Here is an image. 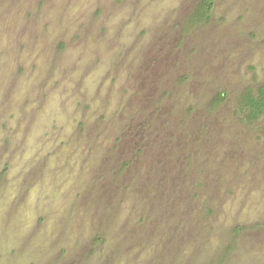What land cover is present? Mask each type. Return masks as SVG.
<instances>
[{
    "label": "rangeland",
    "instance_id": "374dc122",
    "mask_svg": "<svg viewBox=\"0 0 264 264\" xmlns=\"http://www.w3.org/2000/svg\"><path fill=\"white\" fill-rule=\"evenodd\" d=\"M262 85L264 0H0V264H264Z\"/></svg>",
    "mask_w": 264,
    "mask_h": 264
},
{
    "label": "trees",
    "instance_id": "16d2710c",
    "mask_svg": "<svg viewBox=\"0 0 264 264\" xmlns=\"http://www.w3.org/2000/svg\"><path fill=\"white\" fill-rule=\"evenodd\" d=\"M212 2L205 3L204 6L198 10L194 21L201 18H209L211 16ZM242 107L246 112L249 120L255 121L264 113V85L259 87L257 92L252 90L247 91L242 97Z\"/></svg>",
    "mask_w": 264,
    "mask_h": 264
}]
</instances>
